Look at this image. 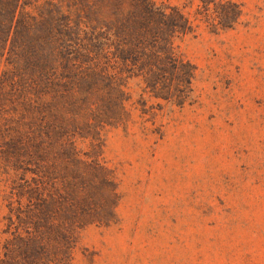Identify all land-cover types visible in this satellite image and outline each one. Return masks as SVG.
Returning <instances> with one entry per match:
<instances>
[{
    "label": "trees",
    "instance_id": "1",
    "mask_svg": "<svg viewBox=\"0 0 264 264\" xmlns=\"http://www.w3.org/2000/svg\"><path fill=\"white\" fill-rule=\"evenodd\" d=\"M240 15L232 0H198L192 20L158 0H0V170L20 161L30 173L4 182L15 207L0 264H71L80 231L114 215L98 149L129 114V81L143 105H184L194 66L176 40L199 24L226 31Z\"/></svg>",
    "mask_w": 264,
    "mask_h": 264
},
{
    "label": "rangeland",
    "instance_id": "2",
    "mask_svg": "<svg viewBox=\"0 0 264 264\" xmlns=\"http://www.w3.org/2000/svg\"><path fill=\"white\" fill-rule=\"evenodd\" d=\"M158 1L191 20L198 7ZM232 1L233 28L214 34L194 21L175 42L194 66L184 105H143L129 81V114L98 149L116 183L114 215L80 231L71 264H264V0ZM3 168L30 175L25 162ZM9 173L0 170V251L15 207Z\"/></svg>",
    "mask_w": 264,
    "mask_h": 264
}]
</instances>
